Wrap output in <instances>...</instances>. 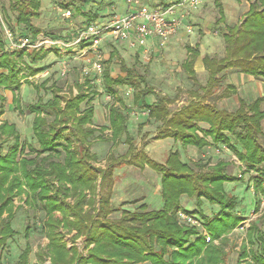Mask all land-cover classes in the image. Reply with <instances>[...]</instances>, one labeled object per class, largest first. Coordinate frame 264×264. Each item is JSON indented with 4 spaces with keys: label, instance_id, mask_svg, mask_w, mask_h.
Listing matches in <instances>:
<instances>
[{
    "label": "rangeland",
    "instance_id": "1",
    "mask_svg": "<svg viewBox=\"0 0 264 264\" xmlns=\"http://www.w3.org/2000/svg\"><path fill=\"white\" fill-rule=\"evenodd\" d=\"M178 1L144 0L151 7L165 5L167 7ZM226 1L230 2L229 4L234 3L239 6L233 11L234 13L229 14L225 18V26L221 23L217 24L220 12L224 9L221 8L222 5H219V0H202L197 9L187 13L186 19L188 20L187 25H189L188 29L190 31L176 43H173V38L163 45L157 40H149L147 48L130 49L125 44H114L110 41H108L110 43L104 42L103 46L101 45L104 68H110L113 76L116 77L120 74L122 76L126 74L122 69V65L128 67L135 66L136 70L145 79V83L140 82L138 79L136 80V82L141 84L140 87L143 88L147 85L154 88V92L147 96L148 101L152 103L159 96L165 95L171 99L170 107L172 111L179 110L192 100L202 99L206 95H204L200 85H204L207 82L208 72L197 69L198 81H194L185 72L182 63L189 56L187 45H198L197 41L201 37L203 38L204 34L207 35L206 43L218 46V50L220 51L224 43L223 34L226 31V26L243 21L245 18L244 11L252 0ZM12 2L14 0H0V37L2 38L10 32L9 22L15 26L18 35L20 37L23 36L21 32L24 26L16 24V14L12 8ZM40 2L41 6L37 14L32 17V22L39 31L37 37L39 42L53 35H58L65 39L69 38L77 29L83 28L91 21L88 15L90 12L105 8L106 6L110 8L119 6L121 13H124L126 9V0H40ZM2 5L6 6L8 18L2 11ZM76 8L79 9L77 10ZM65 10L71 11L68 17L62 15V11ZM202 13L207 17V24L202 18ZM115 14L118 13H109L105 16H113ZM99 16L97 17L98 19L96 18L97 20H100ZM210 24L209 28L208 25ZM205 28H207V32H205ZM211 40H215V43ZM7 42L10 47L8 38ZM38 48L40 49V47H23L18 49L25 52L21 57L15 53L12 54L9 52L12 49H8L9 62H17V65L22 68L19 73L21 86L19 88L0 86V153L3 155L7 154L15 143L14 136L7 135V132L4 131L5 128L2 129V126L5 123L15 125L19 135L18 144L22 146V150H18L16 153V162L32 158L39 161L44 157L39 165L44 164L48 168L47 158L63 162L64 156L67 157L66 155L69 152L78 149L76 148L78 146H66L69 143L66 135L72 126L69 123L60 126V130L58 129L61 135L57 139L60 145H56V151L59 153H49L48 155L39 153L36 149L39 146L32 128L35 113L30 111L29 105L36 103L40 99L41 101H46L54 93L69 97L71 87H75V79L78 78L82 82L86 75L81 71L83 60L77 50L68 47L56 48V46L50 45L41 47L40 51L42 53L46 51V55L43 61L36 64L37 66L49 65L48 72L44 71L36 75H30L29 70L23 67V64L29 61L28 54L31 50H39ZM2 58L1 51L0 60ZM64 65L67 66L69 71L66 75L61 76V68ZM1 73H7V69L0 67ZM226 79L224 81L225 85L227 84ZM44 80H47L45 86L42 85L37 89L36 84L39 86ZM92 81L91 86L86 85L84 88L86 92L91 91L90 93L93 94V97L87 104L92 105L95 109L92 124L97 128V131L91 137L89 149L90 153L96 156L90 161V171L94 176L93 178H97V189L95 192L85 188V186L84 188L79 187L75 189L74 184L72 185L67 182V185H64L68 187V190H65L63 183L58 182L57 179L49 174L46 175V179L48 181L47 187L50 191L46 198L39 196L43 193V191L40 192L42 190L40 187L34 189L30 183L23 186L20 192L18 191L20 189H16L17 193L13 197L14 213L11 221L12 228L16 233L7 239L3 245L0 244V257L3 258L5 264H18L21 255L26 250L27 244L30 246L28 264H52L49 252L51 246L48 247L50 242L48 234L50 232H54L52 236L56 240L59 237L61 239L59 244L65 245L67 250H72L76 258L81 257L89 260L96 244L91 239H88L85 225H88L92 232L93 229L99 230V228L108 223L110 224L118 220L124 222L125 210H130L137 214H145L146 212L161 208L163 204L160 192L161 173L155 167L148 164L147 161L150 159L154 162L163 163L170 151H179L183 162H186L195 171L208 170L209 166H213L219 161L227 163L226 174L238 178L234 181L226 182L225 188L229 195H236L240 200L239 206L236 209L237 211L232 213L241 219L240 222L221 238L214 239L208 223L219 212L220 206L212 204L203 196L200 199L201 204H197L195 197H189L186 194L182 195L179 199L180 207L177 212L182 211L187 213L191 216L192 221L180 218L178 213L175 216L179 224L184 228H195L198 230L199 234L206 239L205 247L208 244L209 246H222V249L226 253L227 264H257L254 257L262 255L264 242L263 246H261L262 244L256 239L257 234H255L254 242H249L248 233L253 224H257L264 232V191L261 189V186L264 187V177L258 169L261 165L250 167L246 162L240 160L238 153L226 143L217 144L210 137L204 136V130L209 127L205 122L200 123L197 129V134L208 141V144L203 148H198L194 145L184 147L179 140H175L172 137H161L162 123L149 117L148 108L134 103V94L137 89L129 84L116 85L115 88L117 89L118 97L123 100L124 105L122 106L128 116L130 136L133 139L129 143L124 141L126 137L123 136L121 143L113 141L109 126L110 106L112 104L119 106L120 101L105 91L102 77L95 76ZM221 90V87L214 89V94L207 95L204 99L218 107L235 109L238 106L237 100L234 99L233 101L230 99V101H227L219 97L218 94ZM255 90V93L252 95L246 96L243 93L247 101L264 93V88L260 89L256 86ZM76 92L77 88L75 87L74 93ZM85 100L87 101V99ZM83 104H86L85 101ZM230 140L237 146L238 152L243 151L242 146L235 141L232 135H230ZM259 142L264 145L263 138ZM130 146L133 147L132 150H130ZM111 158L114 159L111 161ZM201 163L204 166L198 168ZM110 164L113 165L114 171L112 179H109L110 182L107 186L109 188L105 187L106 189L103 188L101 190V170L108 168ZM120 164L122 165L118 167ZM33 167L31 163L28 165L31 175L35 176L32 171ZM56 188L60 190L61 194H58V191L56 193ZM83 191L85 194L84 198L78 203V198H80ZM106 197H108L109 202L102 205L101 200H105ZM49 198L53 200L59 199L57 202L60 203V207H54L53 219H62L65 216V212L61 210V206L68 203V205L71 204L70 206H73L76 210V213L70 215V218H73V216L75 218L81 217L79 226L69 228L59 225L53 230L49 225L53 221L48 215L47 208L54 205L50 203L51 200ZM142 205H145L146 208L142 209ZM67 211L69 212V210ZM3 216L5 217L6 214ZM125 221V224L130 227L140 224V220L139 222H134L130 218H127ZM196 236L193 235L192 240ZM245 244L247 245L246 252H244ZM39 253H42V255L39 256ZM196 260L197 257L194 258L195 262ZM86 264H92V262L87 261ZM136 264L152 263L150 260H146Z\"/></svg>",
    "mask_w": 264,
    "mask_h": 264
},
{
    "label": "trees",
    "instance_id": "2",
    "mask_svg": "<svg viewBox=\"0 0 264 264\" xmlns=\"http://www.w3.org/2000/svg\"><path fill=\"white\" fill-rule=\"evenodd\" d=\"M40 6V0H14L12 2V8L16 14V24L24 26L21 34L24 37H28L32 42H35L39 35L38 29L32 22V17L37 14ZM163 7H166V5ZM76 9L78 10L79 8ZM2 11L8 18L5 5H2ZM88 15L91 18L90 22H93L98 19L97 17L100 14L96 10L90 12ZM106 17L108 16H99L100 19ZM223 20L224 17L222 15L218 19L217 24H220ZM8 25L13 36L15 38L20 37L15 26L10 22ZM80 29H77L67 39L61 38L58 35H53L50 38L70 40ZM223 37L225 42L224 56L219 57L217 55L205 54L201 58L208 72L207 82L204 85H200L206 96L214 94V89L218 87L222 89V92L219 94V97L222 98L237 93L234 84L229 83L226 86L224 85L229 69L264 80V0H253L248 11L245 13L244 20L227 25ZM7 38L6 34L4 38L0 37V52L2 51L3 56L2 60H0V67L7 69V73L0 74V86L19 88L21 86L19 73L22 68L17 65V62H9L8 51L10 47L8 46ZM110 42L119 44L114 41ZM41 47L40 49L38 48L39 50H31L29 54L27 53L29 61L25 62L23 67L29 70L30 75L47 71L49 67V65H36L38 62L43 61L46 55V51L42 50L43 53L40 51ZM187 49L189 56L182 63V67L192 80L198 81L195 64L198 58L201 57L199 47L188 44ZM9 52L15 53L19 57L25 53L24 50L18 49ZM122 69L126 72L123 76L122 74L116 77L113 76L110 68H104L101 76L105 91L120 101L119 106L115 104L110 106L109 126L113 141L121 143L123 136L126 137V140H124L126 142L133 139L130 136L128 116L122 106L124 105L123 100L118 97L117 89L115 88L116 85L129 84L137 89L134 94V103L148 108L149 117L162 123L161 137H172L175 140H179L184 147L194 145L198 148H203L208 144V141L197 134V129L201 122H205L209 127L204 130V136L210 137L217 144L226 143L238 153L240 160L246 162L250 167L261 165L260 167L258 166V169L264 177V145L259 142L261 138L264 139V96H259L251 102H247L242 97H239L240 104L233 110L218 107L205 100V96L202 99L190 101L177 111H172L170 107L171 99L165 95L159 96L152 103L148 101L147 96L154 92V88L147 85L143 88L140 87L141 84L136 82V80L138 79L140 82L145 83V79L136 70L135 66L128 67L122 65ZM68 71L67 68V72L62 74L61 68L60 75H66ZM93 77L95 76H85L82 82L78 78L75 79L77 92L74 93L75 87H71L69 97L54 93L46 101H41L40 99L36 103L29 105L30 111L35 113L32 128L39 146L36 148L39 153H44V155L59 153L56 151V145H60L57 139L61 135L58 129L60 130V126L62 125L71 123L72 127L66 135L69 142L66 146H78L76 147L78 149L75 148L76 150L69 152L66 155L67 157L64 156L63 162L47 158L48 168L44 164H41L42 166L39 165L44 157L39 161L32 158L16 162V153L18 150H22V146L18 144L19 135L16 131V126L6 123L2 126V129L5 128L4 131L7 132V135L14 136L15 143L7 154L3 155L0 153L1 245L16 233L12 228L11 222L14 213L13 197L17 193L16 189H20L18 190L20 192L23 186L30 183L34 189L40 187L42 189L40 192L43 191V193L39 196L46 198L50 191L47 187L48 181L46 179V175L49 174L57 179L58 182H62L63 185L68 182L72 185L74 184L75 189L79 187L84 188L85 186V188L92 190V192L96 191L97 178H93L94 176L90 171V161L96 156L95 154H91L89 149L91 137L97 131V128L92 124L95 109L92 105L87 104L93 97V94L90 93L91 91L86 92L84 88L86 85L91 86ZM46 81L44 80L39 86L36 84L37 89L42 85L45 86ZM84 101L86 104H83ZM230 135L242 146V152H238L237 146L230 140ZM132 149L133 147L130 146V150ZM79 151L80 153H78ZM113 159L111 158V161ZM30 163L31 166H34L32 171L35 176H32L29 171L28 165ZM147 163L161 173L160 192L163 199L161 208L146 212L145 214L141 213L142 215L125 210L124 222L118 220L110 224L108 223L99 228V230L93 229L92 232L88 225H85L88 239H91L96 244L89 260L81 257L76 258L72 250H67L65 245L59 244L61 239L58 237L56 240L52 236L54 232H50L48 234L50 241L48 247L51 246L49 252L52 264H86L87 261L92 262V264H136L146 260H150L152 264H227L226 253L222 249V246H209L208 244L205 247L206 239L199 234L198 230L195 228H184L179 224L175 216L180 207L179 199L182 195L186 194L189 197H195L197 204H201L200 199L203 196L212 204L220 206L219 212L208 223L214 239L221 238L240 222L241 219L232 214L237 211L236 209L239 206L240 200L236 195H229L225 188L226 182L234 181L238 178L226 174L227 163L219 161L213 166H209L208 170L195 171L186 162H183L179 151H170L163 163L154 162L150 159ZM121 165H118V167ZM203 166L201 163L198 168H202ZM113 171L114 167L112 164L108 168L101 170V190L103 188L106 189L105 187L108 186L112 179ZM66 185H64V189L68 190ZM261 189L264 191L263 186H261ZM55 191L61 194L58 188ZM84 195V191L83 193L81 192L78 203L82 201ZM49 200L54 205L47 208L48 215L53 221L49 225L53 230L59 225L69 228L79 226L81 217L75 218L73 216V218H70V215H74L76 210L73 206H70L71 204L68 205V203L64 205L65 207L61 206V210L65 212V216L62 219H53L54 207H60V203L57 202L59 199L53 200L49 198ZM108 202V197L105 200L103 199V201L101 200L102 205ZM50 203L49 205H51ZM141 208L145 209L146 206L142 205ZM4 214H6L5 217L3 216ZM75 215L78 216L77 214ZM127 218H130L134 222H139L140 220L141 225L127 226L125 224ZM255 234H257V241L263 246L264 232L257 224L251 226L248 233L249 242H254ZM193 235H197L194 240H192ZM246 248L247 245L244 246V252H246ZM29 251L30 246L27 244L26 250L21 255L18 264H28ZM63 254L65 255L62 256ZM41 255L42 253H39V256ZM196 257L197 260L195 262L194 258ZM254 259L257 264H264V250L262 251V255H256ZM0 264H5L1 257Z\"/></svg>",
    "mask_w": 264,
    "mask_h": 264
},
{
    "label": "built area",
    "instance_id": "3",
    "mask_svg": "<svg viewBox=\"0 0 264 264\" xmlns=\"http://www.w3.org/2000/svg\"><path fill=\"white\" fill-rule=\"evenodd\" d=\"M201 1L179 0L167 7L152 8L144 0H126L124 13L88 23L70 40L47 37L40 42L39 39L32 42L24 36L15 38L11 32H8L7 36L12 50L45 45L73 48L83 60V74L101 78L105 67L101 45L106 40L125 44L130 49L147 48L149 40H157L163 45L176 36L182 27L189 28V25L185 24L186 15L189 11L197 9ZM70 14V10L62 11L64 17ZM66 72L67 66L64 65L62 74ZM178 216L186 221H192L191 216L185 212L180 211Z\"/></svg>",
    "mask_w": 264,
    "mask_h": 264
},
{
    "label": "crops",
    "instance_id": "4",
    "mask_svg": "<svg viewBox=\"0 0 264 264\" xmlns=\"http://www.w3.org/2000/svg\"><path fill=\"white\" fill-rule=\"evenodd\" d=\"M219 3H220L219 5H222L221 8H224L220 12L221 13L220 14V17H222V15H223L224 20L221 22V24H223L225 26V22H224L225 21V18L229 14L234 13L233 11L235 9H237V7L239 5L238 4H234V3L233 4H229L230 2H228L226 0H219ZM250 4H249L248 8L244 11L245 13L248 11V9L250 7ZM98 12H99L100 16H102V17L105 16V15H107V14H109V13H114V12H117L118 14L121 13L119 6L116 7V8H110V7H107L106 6L105 8H101L100 10H98ZM177 12H179V10ZM201 15H202V18H203L204 22L207 24L208 23L207 17H205V14L204 13H202ZM185 24H188V20L187 19H186ZM210 26H211V24L208 25L209 28H210ZM189 31H190V29H188L187 27H185V26L182 27V29L180 30V32L176 36L173 37V43H176L181 38L185 37L189 33ZM205 32H207V28H205ZM206 40H207V35L204 34L203 38L201 37L197 41V44L198 45H195V46H198L199 47V51L201 53V57L198 58V60H197V62L195 64V70L196 71H198L197 69H201V70L207 71L205 69L203 63H202V60H201V58L205 54L217 55L219 57H222V56L225 55V42H224V37H223V42L224 43L222 44V47L220 48V51L218 50L219 49L218 46H215L214 44H211V43H206ZM108 41L109 40H106L105 43L108 42ZM211 41L213 43H215V40H211ZM189 45H191V44H189ZM192 46H194V45H192ZM220 54H221V56H220ZM199 60H201V61L198 62ZM226 80H227V82H226L227 84L232 83V84H234L236 86L237 93L236 94H231L229 97H225L224 100L230 101V99H232L234 101V99H236L237 102H238V106L240 104L239 103V97H242L244 100L247 101V98L245 97V95H243V93H245L246 96H248V95H252L253 93H255L256 86H258L260 89H263L264 88V80L259 79V78H255L254 76H251V75H248V74H245V73H239V72H237L236 70H233V69H229L227 71V79ZM221 92H222V90H221ZM221 92H219V94ZM219 94H218V96H219ZM259 96H264V93L258 95L257 97H259ZM257 97H254V99H256ZM254 99H251V100H249L247 102H251Z\"/></svg>",
    "mask_w": 264,
    "mask_h": 264
}]
</instances>
